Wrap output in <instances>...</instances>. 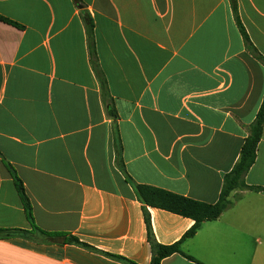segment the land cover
<instances>
[{
  "label": "crops",
  "instance_id": "obj_1",
  "mask_svg": "<svg viewBox=\"0 0 264 264\" xmlns=\"http://www.w3.org/2000/svg\"><path fill=\"white\" fill-rule=\"evenodd\" d=\"M264 0H0V264H151L137 185L216 204L264 99ZM87 18L92 21L88 29ZM105 77V104L96 70ZM113 102V104H111ZM11 165L22 180L31 226ZM232 205L182 250L264 264V138ZM161 245L194 221L148 208ZM77 238L88 247L70 244ZM162 264H198L180 254Z\"/></svg>",
  "mask_w": 264,
  "mask_h": 264
},
{
  "label": "trees",
  "instance_id": "obj_2",
  "mask_svg": "<svg viewBox=\"0 0 264 264\" xmlns=\"http://www.w3.org/2000/svg\"><path fill=\"white\" fill-rule=\"evenodd\" d=\"M233 13L236 24L243 36V39L245 40L248 52L252 54L257 60H259L264 65V57L259 53V51L255 48V46L251 42L250 37L239 17L237 6L234 4H233ZM0 21L20 29L24 28L20 24L3 16H0ZM86 21L89 29L90 27H92V21L90 18H87ZM96 73L101 86V93L103 100L105 104H109L110 100L108 96L107 81L98 69L96 70ZM111 104H113V102ZM248 132L249 134L242 146L238 163L235 165L232 172L225 177V181L219 201L216 204H207L162 189H158L155 187L135 184L127 174L125 164L122 158V148H121L119 133L117 128H115V148H116V156H117L116 159L117 167L123 173L125 179L133 186L138 200L143 205L145 221L149 233V242L151 244V249H152L151 264H162L163 260L175 254H180L190 261L196 262L198 264H202L198 262L194 257L186 254L182 250V244L186 240L194 238L205 222L216 221L222 216V214L232 205L231 195L233 194V192L242 189L258 190V188L247 186L245 182V177L247 176V174L249 173V171L256 162L258 147L260 142L264 138V99L255 121L248 127ZM8 166L10 168L11 173L13 174L17 191L21 197L27 218L31 226H33L35 230L39 231L41 234L50 237L57 236L53 234L44 233L43 231L39 230V228L36 226L35 219L33 216V209L30 200L27 196L24 184L17 175L14 168L11 165ZM148 208L161 209L185 218L192 219L194 221V225L184 235L183 239L180 242L175 243L173 245H161L157 243V241L153 236ZM27 234L28 232L23 230L0 228L1 239H11L17 236H27ZM68 242L70 244H76V245L88 247L87 245L81 243L77 238L71 237L68 239ZM122 260L126 264H136L127 259H122Z\"/></svg>",
  "mask_w": 264,
  "mask_h": 264
}]
</instances>
